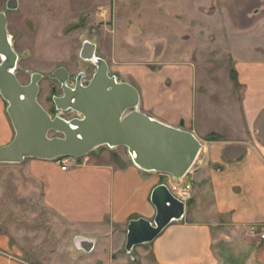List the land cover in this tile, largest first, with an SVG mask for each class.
I'll use <instances>...</instances> for the list:
<instances>
[{"label":"crops","instance_id":"1","mask_svg":"<svg viewBox=\"0 0 264 264\" xmlns=\"http://www.w3.org/2000/svg\"><path fill=\"white\" fill-rule=\"evenodd\" d=\"M109 2L17 0L16 9L4 10L7 32L18 55L51 63L49 71L73 54L64 46H77L78 56L83 39H89L109 73L136 88V109L197 138L199 151L182 177L190 184L182 216L151 241L132 246L142 256L129 262L119 251H124L126 222L152 219L149 193L157 183L168 184L166 174L140 169L126 150L114 160L110 152L116 146L105 145L109 151L97 146L67 169L56 159L25 157L18 163L0 162V172L12 170L13 187L24 198L21 207L33 203L44 220L67 230L58 251L66 264H264V240L247 234L248 226L264 223L263 56H235L233 80L219 77L211 60L173 43L132 49L130 31L114 26L101 50L99 39L83 35L75 24L83 11L87 21L103 18ZM13 135L0 96V146ZM75 236L93 239L88 251L76 248ZM22 237L11 242L0 230V264H30L19 254H33L34 248L24 246Z\"/></svg>","mask_w":264,"mask_h":264},{"label":"water","instance_id":"2","mask_svg":"<svg viewBox=\"0 0 264 264\" xmlns=\"http://www.w3.org/2000/svg\"><path fill=\"white\" fill-rule=\"evenodd\" d=\"M5 5L8 10L16 9L17 0H6ZM78 57L94 66L85 84L81 82L82 71L75 75L73 83L68 82L70 73L62 65L49 74L61 89L60 94L52 96L55 109H70L77 116L66 119L52 115L38 100L42 74L35 71L23 83L15 73L18 54L7 32L5 11L0 10V96L6 101V112L14 130L12 139L0 146V162L18 163L25 157H81L100 145L123 146L140 169L172 178L183 176L199 151L197 138L186 129L168 125L136 109V88L108 73L106 62L95 55L92 41L83 39ZM149 201L154 207L151 220L135 217L126 222L125 251L151 241L170 221L182 216L183 201L163 182L151 188ZM92 240L73 238L76 248L85 251Z\"/></svg>","mask_w":264,"mask_h":264},{"label":"rangeland","instance_id":"3","mask_svg":"<svg viewBox=\"0 0 264 264\" xmlns=\"http://www.w3.org/2000/svg\"><path fill=\"white\" fill-rule=\"evenodd\" d=\"M5 3L6 0L3 10H8ZM85 12L79 16L75 27H81L83 30L80 32L94 41L99 39L101 50L107 48L106 32L114 26L119 32L130 31L131 44L136 45L134 48L129 46L132 49L164 48L173 43L179 50H189L197 58L211 60L219 77L229 75L233 80L231 64L235 56L254 54L264 58V0H110L109 11L103 18L99 16L96 20L87 21ZM63 48L73 54L68 60L53 64L66 66L70 83L82 71L81 82L85 84L94 66L77 56V46ZM51 65L18 55L15 73L21 82L26 83L33 72H40L39 102L52 115L70 119L77 116L75 111L54 107L52 96L60 94L61 89L59 83L49 77ZM54 134L57 133L50 132V135ZM99 148L109 151L103 145ZM111 151L110 158L114 160L125 154L123 146H116ZM12 181V170L0 172V230L9 235L11 242L17 243L14 237L23 235L20 242L23 241L24 246H32L34 253L19 256L30 264H66V256L59 255L58 251L65 242L67 230L44 220L38 212L41 208L33 206V203L21 207L20 202L24 198L17 187L14 189ZM27 232L33 237L30 238ZM131 249L124 252L119 248V251L122 255L126 253L124 256L129 262L139 261L142 255ZM148 258L152 257L146 256Z\"/></svg>","mask_w":264,"mask_h":264},{"label":"built area","instance_id":"4","mask_svg":"<svg viewBox=\"0 0 264 264\" xmlns=\"http://www.w3.org/2000/svg\"><path fill=\"white\" fill-rule=\"evenodd\" d=\"M76 157L65 155L61 156L56 159V161L59 163L62 169H67L68 167L76 164ZM191 168V166H190ZM189 168V169H190ZM188 169V171H189ZM187 171V172H188ZM186 172V173H187ZM186 173L181 176L180 178H172L169 177V182L167 184V187L169 191L178 199L185 200L188 197V190H189V182L182 179L186 175ZM247 234L250 237H255L259 240H264V223L256 224V225H250L247 227Z\"/></svg>","mask_w":264,"mask_h":264}]
</instances>
